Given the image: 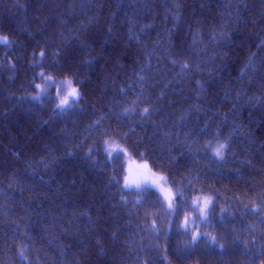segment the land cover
<instances>
[{
	"label": "clouds",
	"instance_id": "1",
	"mask_svg": "<svg viewBox=\"0 0 264 264\" xmlns=\"http://www.w3.org/2000/svg\"><path fill=\"white\" fill-rule=\"evenodd\" d=\"M0 125V264H264V0H0Z\"/></svg>",
	"mask_w": 264,
	"mask_h": 264
},
{
	"label": "trees",
	"instance_id": "2",
	"mask_svg": "<svg viewBox=\"0 0 264 264\" xmlns=\"http://www.w3.org/2000/svg\"><path fill=\"white\" fill-rule=\"evenodd\" d=\"M9 19H11L9 17ZM3 126L0 125V128ZM13 130L16 132L17 136L20 139H24V133L26 131L31 132L32 129L29 127V119L27 117L21 116L20 120L17 121L15 124H12ZM3 134L4 136H7L8 130L3 129ZM19 145H17L18 147ZM65 175H68V173H64ZM11 191V190H10ZM43 194L42 189H37L34 195L36 196V199L32 201L33 207L37 208L39 206L44 207L45 209L48 207L46 204H42L41 201V196ZM18 198L23 199L24 203L27 205L29 202L28 197L29 193L28 191H24L22 194L20 192L16 193ZM4 209H0V212H4ZM119 250L117 249L115 252L109 251V253L106 254L105 259L101 260L99 264H122L119 255H118ZM223 256V264H240L242 260L245 259V257L251 255L250 253H245L243 251V248L239 245H232L226 253L223 254H214V257H219ZM111 257V258H109Z\"/></svg>",
	"mask_w": 264,
	"mask_h": 264
},
{
	"label": "snow or ice",
	"instance_id": "3",
	"mask_svg": "<svg viewBox=\"0 0 264 264\" xmlns=\"http://www.w3.org/2000/svg\"><path fill=\"white\" fill-rule=\"evenodd\" d=\"M148 179H151L153 183L159 182L157 177L150 175L146 165L137 164L134 160L129 162L126 183L139 184L142 180Z\"/></svg>",
	"mask_w": 264,
	"mask_h": 264
}]
</instances>
